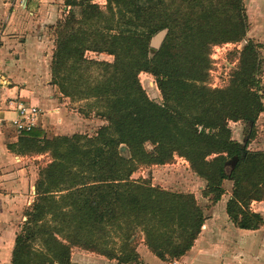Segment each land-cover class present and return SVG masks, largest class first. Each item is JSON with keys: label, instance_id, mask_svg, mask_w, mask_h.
<instances>
[{"label": "trees", "instance_id": "trees-1", "mask_svg": "<svg viewBox=\"0 0 264 264\" xmlns=\"http://www.w3.org/2000/svg\"><path fill=\"white\" fill-rule=\"evenodd\" d=\"M54 26L51 83L80 115L104 121L92 133L49 137L21 131L12 151L49 155L39 163L36 198L17 234L12 264H73L81 248L139 263L144 239L160 259L192 249L207 215L194 193L133 179L140 167L185 158L202 178L204 197L218 202L232 182L226 212L242 229L264 222L251 210L264 199V150H251L264 111V56L248 38L243 0H64ZM167 29L159 49L151 39ZM225 86L209 84L212 49L241 43ZM105 53L112 61L89 58ZM155 77L162 100L148 95L140 74ZM75 104H83L81 106ZM246 125V140L231 122Z\"/></svg>", "mask_w": 264, "mask_h": 264}, {"label": "crops", "instance_id": "crops-1", "mask_svg": "<svg viewBox=\"0 0 264 264\" xmlns=\"http://www.w3.org/2000/svg\"><path fill=\"white\" fill-rule=\"evenodd\" d=\"M243 1L248 18L255 15L256 22L251 20L254 24H249V29L252 37L259 39L252 38L261 44L264 56V0ZM99 3L105 4L106 0ZM68 11L64 0H0V264H12L21 228L19 218L27 220L25 212L36 198L37 162L45 157L18 154L8 148V144L18 140L19 132L11 121L17 106L20 102L39 105L44 116L37 128L49 137L74 133L75 118L80 119L79 113L72 112L70 98L51 83L54 26ZM256 127L257 134L249 148L264 150V111ZM35 163L36 173H32L30 167ZM228 185L231 188L218 202L211 200L210 205L201 206L207 218L190 251L165 261L142 239L137 247L140 262L133 264H264V222L258 229H242L234 224L226 212L232 196V183ZM250 208L264 218V199L252 201ZM72 262L117 264L116 259L78 247L72 249Z\"/></svg>", "mask_w": 264, "mask_h": 264}, {"label": "rangeland", "instance_id": "rangeland-1", "mask_svg": "<svg viewBox=\"0 0 264 264\" xmlns=\"http://www.w3.org/2000/svg\"><path fill=\"white\" fill-rule=\"evenodd\" d=\"M97 3H99L100 0H95ZM101 4V3H100ZM105 5V4H102ZM67 12L64 13L66 15ZM249 24L253 25L255 15H249ZM253 20L254 22H252ZM249 25V26H250ZM247 37H252L249 32L247 34ZM259 41V39L255 38ZM243 41L241 43H230L228 46H224L223 48H220L216 50L214 47L212 49L211 57H212V68L210 70V80L209 84L212 87H220L225 86L230 78V74L232 73V70L234 66L237 64V59L231 60V53L236 50L235 48H240L243 45ZM222 45V44H220ZM217 46V45H216ZM214 55V57L212 56ZM87 56L89 58H98L103 60L112 61L113 56L105 54V53H95V52H87ZM263 83H264V66H263ZM141 82L146 89L148 95L150 98L161 101V93L158 89L156 79L154 76L148 73H141L140 74ZM78 106H81L83 104H75ZM74 106L72 108V112L78 114L77 110H74ZM94 115V114H92ZM90 116L86 117L79 114L80 119L77 117L76 119V128L74 133H92L93 131H96L102 124H104V121L96 116ZM239 122V121H238ZM241 124L236 125L235 122H231V128L233 130V137L235 139H240L242 141L246 140V125L244 122L240 121ZM239 128V129H238ZM236 132V133H234ZM73 134V133H72ZM69 134V135H72ZM50 160L49 155H45L44 158H41V160H38V164L42 162H48ZM37 164L35 163V166L30 167V171L32 173H36ZM133 179L136 180H142L144 178H151V182L155 186H160L164 189L171 190V191H177V192H191L194 193L198 202L201 206H208L212 199H207V197H204L202 194L203 189L205 188L206 182L200 178L197 174H195L190 165L189 162L183 158L177 156L175 160L170 164L165 165H155L152 167H140L132 176ZM230 181H226L224 183V186L226 190H229L231 187L228 185ZM232 183V182H231ZM32 205V204H31ZM20 221V227L23 226L24 222L22 218H19ZM21 229V228H20Z\"/></svg>", "mask_w": 264, "mask_h": 264}, {"label": "built area", "instance_id": "built-area-1", "mask_svg": "<svg viewBox=\"0 0 264 264\" xmlns=\"http://www.w3.org/2000/svg\"><path fill=\"white\" fill-rule=\"evenodd\" d=\"M228 45H230V43L217 45L214 48L218 50ZM212 56L214 57V55ZM43 116L44 111L40 108L39 105L20 102L17 106V114L11 121L13 127L17 132L31 131L32 129L40 127L42 125L41 118Z\"/></svg>", "mask_w": 264, "mask_h": 264}, {"label": "water", "instance_id": "water-1", "mask_svg": "<svg viewBox=\"0 0 264 264\" xmlns=\"http://www.w3.org/2000/svg\"><path fill=\"white\" fill-rule=\"evenodd\" d=\"M167 29L158 32L152 39H151V46L155 49H159L167 35Z\"/></svg>", "mask_w": 264, "mask_h": 264}]
</instances>
